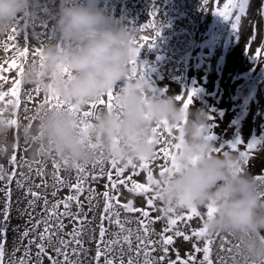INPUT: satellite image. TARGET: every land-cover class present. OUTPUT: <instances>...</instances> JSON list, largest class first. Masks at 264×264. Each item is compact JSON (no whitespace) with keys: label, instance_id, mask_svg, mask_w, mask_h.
Wrapping results in <instances>:
<instances>
[{"label":"bare ground","instance_id":"6f19581e","mask_svg":"<svg viewBox=\"0 0 264 264\" xmlns=\"http://www.w3.org/2000/svg\"><path fill=\"white\" fill-rule=\"evenodd\" d=\"M57 2L58 0H41L38 6L40 12L38 20H34L30 24L27 18L20 16L16 26L12 28L16 31L11 29L8 34L0 36V91L7 93V96L0 100V115L7 113L12 119H16L18 123L32 122L29 118L33 116L35 108L43 102V93H37L34 88L20 86L17 96L13 97L11 95V88L14 86L12 81L19 78L20 66L23 62L37 57L32 55L34 50L41 48L54 39L53 22L48 18L47 13L49 7L54 6ZM97 2L105 14L115 22L139 29L137 41L141 36H149V43L145 44L137 54L136 64L139 73L151 82L152 88L150 91L154 95L179 96L181 99L178 101H183L188 97L189 92H193L188 107L189 109H202L208 114L207 134L213 137L210 141L213 147H221L222 152L230 150L238 153L241 158L239 163L242 170H246L256 178L264 176V163H252L256 158L264 157L263 133L260 131L264 130V107H261L264 88L260 84L246 83V89L240 88V94H237L235 90H232L236 89L234 84L227 85L231 81L238 83L241 80L238 81V75H236L238 69L236 70L233 67L235 56H232V52L240 50V41H234L233 37L236 35V28L227 30L228 21L215 14L224 10L227 0H207V3H205V0H90V3L93 4ZM255 4V0L246 3L248 13L252 14L251 11L254 9ZM235 11V9L232 10L231 16L235 14ZM151 23L154 24V28H143V26ZM142 28L143 30H141ZM227 31L229 32L228 38L225 35ZM9 35H13L15 39L9 41ZM151 37H154V39L151 40ZM5 45H8L7 51L4 50ZM224 46L225 52L222 51ZM25 47L28 48L29 52L26 58H22L16 49L23 50ZM218 52H223L224 57ZM197 54L201 57H197ZM237 57H239V54H237ZM13 59L16 60L17 67H11ZM218 59L220 62L217 61ZM209 63L217 66V69L210 71L207 67ZM255 69L256 74L252 75L253 77L264 76L263 65L257 63ZM119 86L118 83L117 87ZM256 94H258L257 98H255ZM241 111L242 115L237 117L236 115ZM15 131L16 125L12 128L10 138H14ZM177 135L178 130H172L171 137L166 136L164 138L172 139ZM249 145H252V147H249ZM13 155L16 157L15 163L12 162ZM251 155L255 159L249 161ZM162 163V160H157L150 164V169L156 177L159 175V168ZM29 165H31V171H29ZM0 166H3L7 175H11L13 171L16 172L11 182L7 179V175L4 180L0 181V210L4 208L6 203L5 192L11 190L10 200H7L9 203L7 230L3 236H0V240H3L5 245L4 264H12L13 261H19L21 258L29 261L30 264H35L38 250L35 245L28 246V239H32L36 233H32L25 239L20 238L21 234L25 229L32 227L35 219L48 218V212L44 210V198L49 202L48 208H51L56 201L63 200L70 194H75V190H70V185L76 183L77 172L74 169L65 170L61 165L58 175L63 180V184H58L56 182L57 170L52 166V158L33 156L29 146L19 138H15L10 155L7 158L0 159ZM39 167H43V176L36 175V169ZM104 167L105 175L97 180H92V175H99V168L93 170L91 165L87 166L89 175L84 178L85 191L80 195L82 209L78 210L75 202H72V213L81 217H84L85 214L87 216V220L83 224V232L79 237L82 246L70 243L67 248L69 258L75 264H104L103 256L99 262L95 258L96 242L100 239V216L104 204L102 193L106 190L105 184L108 183L107 170L111 168L110 162L106 161ZM20 173L28 178L25 180ZM113 176L115 177L114 170ZM129 176L137 183H147L146 172L139 168L134 171L126 169L125 173L122 174V177L126 180L124 184L126 187L132 188L133 186L132 181L127 179ZM17 180L24 183V188L17 187ZM36 184H41V187L36 188ZM124 185L118 184L117 188L110 193L116 200H119V204H115V200L113 204L116 211L120 212L121 221L125 222L126 228L136 229L139 227V221L145 219L142 212L148 211L150 214L148 219L153 221L149 225L153 233L150 238L159 240L161 238L160 234L168 227L166 220L157 219V217L163 216L164 213L162 211H152L151 207L153 206H148L146 203L147 194L135 195L127 190ZM28 188L41 194V199L33 207L27 205V201L32 197L24 195ZM89 188L95 189L94 195L88 191ZM53 191L57 193L55 197L51 195ZM90 195H93L91 202L86 199ZM130 200L133 207L140 208L142 211L136 213L126 212L122 205L127 204ZM156 205L163 208V204L159 200L154 201V206ZM59 211H64L62 205ZM184 211L186 212V210ZM21 213H30L31 215H21ZM61 219L65 228L63 231L58 229L57 231L63 239L71 241V237L66 233L72 232L74 221L69 217H61ZM2 221L3 217L0 216V222ZM50 222L57 223L56 217H52ZM103 223L107 229L105 240L115 238L112 233L119 232V227L108 220ZM202 223L196 217L186 223L178 221L176 225L172 226V230L164 233L174 237L173 244L167 246L168 252L165 254L163 248L156 245L154 246L155 250L150 249L151 256L156 260H159L162 255L165 256V260L160 264H169L172 260H177L178 264L180 260L189 261V264H200L203 252H196L193 245L202 249L206 240L204 238L196 240L192 236V232L201 227ZM175 229L184 231L190 239L184 241L183 237H176L174 235ZM39 230H43V224ZM225 240L227 243H224ZM212 241L209 248L213 264H230L234 258L232 253L234 241L227 235L222 234L213 236ZM37 242L39 241L37 240ZM56 246L60 247L58 243ZM74 248L76 254H73ZM119 249L120 245H117L116 251L108 257L114 258L116 264H120L121 252ZM47 251L49 255L56 257L52 248H47ZM26 253L28 255H25ZM127 256L125 246L123 252L125 264ZM40 259L41 264H51L47 257H41ZM57 259L59 264L63 260V256L61 255ZM142 260L143 257H141Z\"/></svg>","mask_w":264,"mask_h":264},{"label":"clouds","instance_id":"9594fccd","mask_svg":"<svg viewBox=\"0 0 264 264\" xmlns=\"http://www.w3.org/2000/svg\"><path fill=\"white\" fill-rule=\"evenodd\" d=\"M40 2L0 0V36L8 34L20 16L30 24L38 20ZM47 15L54 39L35 59L22 63L20 86L77 107L114 89L117 107L97 108L85 129L74 111L40 105L32 122H16L14 138L13 119L2 114L0 159L10 155L19 138L33 156L67 161L70 168L89 166L101 154L123 163L153 155L152 129L157 124L178 129L175 166L156 177L158 200L165 209L211 206L214 212L204 227L209 235H227L234 241L230 264H264V181L241 169L238 153L212 151L205 111L185 107L174 95H154L151 82L139 72L126 79L130 61L137 58L139 29L115 22L90 0H58Z\"/></svg>","mask_w":264,"mask_h":264},{"label":"snow or ice","instance_id":"6c2138e0","mask_svg":"<svg viewBox=\"0 0 264 264\" xmlns=\"http://www.w3.org/2000/svg\"><path fill=\"white\" fill-rule=\"evenodd\" d=\"M205 3H207V0H205ZM246 0H227V3L224 5V10L218 11L215 14H218L219 16L223 17L225 20H229L230 16L232 15V10L235 9L234 14V20L232 21V27L236 28L237 23L240 19L239 13H243L245 9ZM144 27L154 28V24L151 23L149 25H145ZM143 28L141 30H143ZM12 31H16V29H12ZM15 39L13 35L8 36V40L11 41ZM154 39V37H151V40ZM149 36L144 35L139 38V41H136L137 43V53L139 50L145 45L149 43ZM8 45H5V51H7ZM19 56L22 58H26L28 55V48L25 47L23 50L16 49ZM259 51V50H258ZM41 52V48H37L32 53L33 56H38ZM132 67H131V73L129 77L126 79H132L135 78L137 75L138 68L136 64V59L134 58L132 61H130ZM11 67H17L16 60L13 59L11 61ZM22 68V65L20 66V69ZM13 87L11 88V95L13 97L17 96L19 87H20V81L19 79L12 81ZM37 93H41L39 89H35ZM193 92H189L188 97L186 99H183V104L185 107H188V105L191 103V96L193 95ZM7 96L6 92L0 91V100L4 99V97ZM115 99V90L109 89V91L106 94L101 95L97 100L95 101H89L87 104L83 107H77L72 105L70 102H66L62 99H60L59 96L53 95L51 93H43V102L39 104L40 105H47L49 107L55 106V107H66L69 111H74L75 114L80 118V126L81 128L87 127V123L91 120V118L94 116L95 110L100 107H106L108 110H113L115 107H117L114 104ZM177 100H180L181 97H176ZM11 103V102H10ZM38 107L35 108L37 110ZM27 110V109H26ZM35 117L31 116L29 119L33 120ZM17 122L16 119L12 120L13 125H15ZM171 128H168L167 126H161L160 124H157L153 129V133L156 137V150L154 151L153 155L149 158H139L137 160L129 159L126 162H121L116 159H106L103 157V154H101L100 158L93 161L91 164V167L93 170L96 168H99V175H92V180H97L100 177H103L105 175V162H110L111 168L107 170V180L108 183L105 184V191L102 193L104 204H103V210L100 216L101 224L99 226V240H97V251L95 254V258L97 262H99L100 258L104 257V264H116V261L114 258H108L110 254L114 251H116V246L120 245L119 251L121 252L120 256V264H125L123 259V252L124 248L126 246L127 249V262L126 264H160V262L165 260V256H160L159 260H156L151 256V250H155L156 245H159L163 248L164 253L166 254L168 252V245H172L174 242L173 235H165L164 233L169 232L172 230V226L176 225L178 221L182 223H186L187 221H191L194 217L199 218L200 221H202V226L198 229L194 230L192 232V236L196 240H201V238H204L206 240V243L204 244L203 248L196 247V252H203V258L200 262V264H213V260L210 258V248L209 244H211L212 237L213 236H219V234L216 235H209L206 232V229L204 227V220L205 217L211 216L214 212V209L211 206H208L204 209H200L198 207L189 205L186 207H183L179 210L175 208H167L164 207L161 209V211L164 213V217H167L166 223L168 227H166L163 232L160 234L159 240H152L150 237L153 234L149 225L153 223V221L149 218V212L143 211L142 215L145 219H141L139 221V227L136 229L132 228H126L125 222H122L120 219V212L116 211L115 205L113 204V201L115 200V204H119V200H116L114 196H112L110 193L112 190H115L117 188V185H124L126 183L125 178L122 177V174L125 173L126 169L136 170L137 168L143 170V172L147 173V183H137L132 177H127V179L132 181V188L129 189V191L134 193H143L148 195V199L146 201L148 206H154V201L158 200V196L156 194V176L154 175L153 171L150 169V164L157 160H162L163 163L160 165L159 168V175H163L165 171L168 170L169 167L175 166V160H174V152L178 145L175 143L177 136L172 137V139H166L164 137H171L172 135ZM178 130V129H177ZM208 140H212L213 137L208 135L206 137ZM249 147H252V145H249ZM212 151L214 152H221V147H213ZM16 157L15 155L12 156V162L15 163ZM63 165L65 170L74 169L77 172V181L76 183H73L70 185V190H75V194H70L66 196L63 200L56 201L51 208H48V200L44 198L43 204H44V210L48 212V218L47 219H35V223L32 225L30 229H25L23 233L21 234V239L28 238L32 233H36V235L32 239H28V246L35 245L36 249L38 250L36 253L37 260L35 264H41V257H47V259L51 262V264H58V257L61 255L63 256V260L59 262V264H75L74 261H71L69 258V254L67 252V248L70 243H74L77 246H82V241L79 239L83 232V224L87 220V216L85 214L84 217H81L78 214H74L71 211L72 202H75L76 207L78 210L82 209V204L80 201V195L85 191L84 188V182L88 175V169L86 167H82L79 165H74L71 168L68 167L67 161H64L63 163L58 162L55 158H52V166L54 169L57 170L56 173V182L58 184H63V180L59 178L58 170ZM22 167V165H21ZM113 170L115 173V177L113 176ZM29 171H31V165H29ZM7 174L5 173L3 166H0V181L5 179V176ZM16 175V172L13 171L11 175H7V179L11 182L13 177ZM22 177L26 180L28 177L24 176L23 173H20ZM36 175L37 176H43L44 170L43 167H39L36 169ZM257 180L264 181V176H260L256 178ZM16 185L18 188H24V183L21 180L16 181ZM46 186V185H45ZM36 188H40L41 184H36ZM88 191L95 194V189L89 188ZM56 191H53L51 195L53 197L56 196ZM11 190L9 189L7 192H5L6 196V203L4 205V208L0 210V216L3 217V221L0 222V236H3L6 233L7 230V221L9 220V203L7 200H10ZM25 196H30L32 199H29L27 201L28 207H33L38 200L41 199V194L37 191H33L31 188L26 189ZM93 195H90L86 199L91 202ZM63 206L64 211H59L60 206ZM123 209L128 213H136L141 212L142 209L133 207L132 201L130 200L127 204L122 205ZM206 209V211H205ZM186 210V212L184 211ZM31 215L30 213H21V215ZM52 217H56L57 223L53 224L51 223ZM61 217H69L74 221L73 224V230L71 233H66V235L71 237V241L63 239L62 236L59 235V231H63L65 228V225L61 219ZM164 217H157V219H163ZM108 220L110 223L115 224L119 227V232L112 233V236L115 237L113 239H107L105 240V236L107 233V229L104 227V221ZM126 220V218H125ZM31 223V221H29ZM43 224V230L40 231V226ZM174 235L176 237H183L184 241H188L190 239L189 235H186L184 231H181L179 229L174 230ZM37 240L39 242H37ZM59 244L60 247H57L56 244ZM224 243H227L225 240ZM4 241L0 240V264H4ZM47 248H52V250L55 252L56 257H53L52 255H49ZM229 251H231L229 249ZM133 252L135 253L133 255ZM73 254H76V249H73ZM25 255H28L26 253ZM141 257H143V260L141 261ZM12 264H30L29 261H25L23 258H21L19 261H13ZM169 264H178L177 260H172L169 262ZM179 264H189V261L180 260Z\"/></svg>","mask_w":264,"mask_h":264},{"label":"rangeland","instance_id":"374dc122","mask_svg":"<svg viewBox=\"0 0 264 264\" xmlns=\"http://www.w3.org/2000/svg\"><path fill=\"white\" fill-rule=\"evenodd\" d=\"M248 1H250V0H246V3ZM255 1H256V4L254 6V9L251 11L252 14L247 12L248 8L246 6L244 9V12L239 13L240 19L237 23V27H236V31H235V34L237 36L236 35L233 36L234 41H236V42L240 41V45H239L240 50L239 49L237 51L234 50L232 52V56L233 55L235 56V58H234V60H235L234 64L235 65L233 67L236 70L238 69L237 74H236V75H238V81H239V79H241V80L238 83L233 80L234 82L231 81L227 85L229 86L230 84H234V86H236L235 87L236 89H232V90H235V92L237 94H240V91H241L240 88L243 87L246 89V83H250V84L252 83L254 85L260 84L264 88V76L263 77H253L252 76V75L256 74L255 68H256L257 63L264 66V61H263V59H264V4H263L264 0H255ZM233 17H234V15L230 16V18H229L230 20H227L228 21V29L227 30H230V28L232 30L234 29V28H232V20H234ZM229 24H231V25H229ZM225 35H226V38H228L229 32L228 31L225 32ZM212 38H213V36H212ZM249 41H250V43H249ZM224 48H225V46L222 48V51L225 52L226 49L224 50ZM218 53L222 54L223 55V56L221 55L222 57H224V55H225L223 52L222 53L218 52ZM220 54H219V56H220ZM237 54H239V57H237ZM197 57H201V56L199 54H197ZM217 61L220 62L219 59ZM253 62H254V64H253ZM262 62H263V64H262ZM207 67H209L208 69L210 71L217 69V66H213L212 63H209ZM250 70L252 71L251 73H250ZM262 94L263 95L261 97L262 98V100H261L262 106L261 107H264V93H262ZM257 97H258V94H256L255 98H257ZM213 109H215V111H217L216 108L213 107ZM241 115H242V111L239 112L236 116L239 117ZM260 131H261V133H263L262 138L264 140V130H260ZM257 133H259V132H257ZM260 137H259V140H260ZM213 144H215V143H213ZM251 159H255V158H253V156L251 155L249 158V161ZM252 163H256V164L262 163L263 164L264 163V157L256 158L255 160H253ZM125 188L127 190L131 189V188L126 187V186H125ZM133 194L142 196L143 193H134L133 192ZM151 208H152L153 212H160L162 209V207L159 205L153 206ZM161 217H164V215ZM163 219L167 220V217H164Z\"/></svg>","mask_w":264,"mask_h":264}]
</instances>
